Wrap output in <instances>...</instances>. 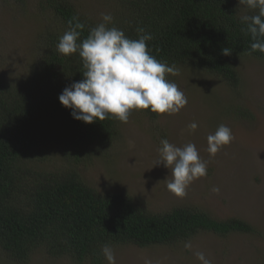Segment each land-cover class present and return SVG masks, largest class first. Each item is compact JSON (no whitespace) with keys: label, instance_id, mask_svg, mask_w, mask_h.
<instances>
[{"label":"trees","instance_id":"trees-1","mask_svg":"<svg viewBox=\"0 0 264 264\" xmlns=\"http://www.w3.org/2000/svg\"><path fill=\"white\" fill-rule=\"evenodd\" d=\"M117 1L123 11L108 26L130 39H138L136 29L144 28L153 36L147 42L150 55L168 66L204 72L236 86L240 57L264 59V53L251 51L253 41L241 30L245 26L237 0ZM46 6L65 32L73 16L84 23L78 43L99 24L60 0H46ZM59 38L51 30L45 32L47 47L30 75L13 86L0 79V248L20 260L41 248L76 264H102L105 245L143 248L185 241L206 231L224 236L252 230L241 220H217L190 207L152 214L121 193H96L73 171L35 173L27 168L38 140L56 144L69 162L79 161L92 144L104 147L114 136L115 119L86 124L59 103L62 90L82 80L84 71L78 53L58 52ZM224 48L231 54L224 55Z\"/></svg>","mask_w":264,"mask_h":264},{"label":"rangeland","instance_id":"rangeland-1","mask_svg":"<svg viewBox=\"0 0 264 264\" xmlns=\"http://www.w3.org/2000/svg\"><path fill=\"white\" fill-rule=\"evenodd\" d=\"M60 2L94 23L102 22V14L114 19L123 11L117 0ZM236 3L239 16L252 13L239 0ZM63 29L46 0H0L2 82L13 86L30 75L47 47L45 32L51 30L61 37ZM235 67L239 81L230 86L216 76L176 66V75L166 74V79L176 83L188 99L179 113L149 115L133 110L127 123L116 120L107 145H90L79 161L68 162L56 144L38 140L36 159L26 162V167L35 173L73 171L96 193H121L152 214L190 207L217 220H241L252 229L224 236L206 231L170 245H108L116 264H145L146 260L151 264H201L197 252H203L212 264H264V59L242 56ZM193 122L198 128L189 132ZM221 124L231 129L234 139L213 157L207 151V137ZM162 139L180 147L194 143L207 162V175L193 181L182 198L167 189L171 170L154 165ZM213 187L219 193H213ZM0 264L76 263L67 256H49L41 248L21 260L0 248ZM102 264H108L104 254Z\"/></svg>","mask_w":264,"mask_h":264},{"label":"clouds","instance_id":"clouds-1","mask_svg":"<svg viewBox=\"0 0 264 264\" xmlns=\"http://www.w3.org/2000/svg\"><path fill=\"white\" fill-rule=\"evenodd\" d=\"M239 4L258 10L255 15L240 17L245 26L241 30L253 41L251 51L264 53V0H239ZM101 20L78 43L85 25L73 16L68 21L69 29L59 38L58 52L64 56L78 53L84 69L82 80L62 90L59 103L71 109L74 119L86 124L105 119L127 123L133 110H149L157 115L179 113L188 99L176 83L166 79V74L176 75L174 67L150 55L147 42L153 39L152 34L140 27L136 29L138 39H130L124 31L108 26L113 21L111 14H102ZM222 51L224 55L231 54L227 48ZM197 128L196 122L188 125L189 132H195ZM233 139L231 129L219 125L214 134L207 137L208 153L214 157ZM157 151L159 158L154 165L163 164L171 170L167 189L176 197L186 196L190 184L207 175V162L201 159L194 143L180 147L162 139ZM219 191L218 187L212 188L213 193ZM185 247L189 248L190 244ZM102 252L108 264H116L108 245ZM196 257L201 264H212L203 252H197ZM145 264L151 262L146 260Z\"/></svg>","mask_w":264,"mask_h":264}]
</instances>
